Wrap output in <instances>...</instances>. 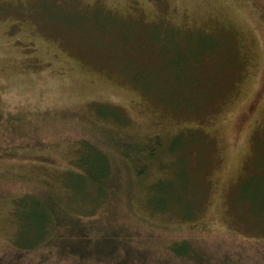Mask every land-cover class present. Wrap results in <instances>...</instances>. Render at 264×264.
<instances>
[{"label": "rangeland", "instance_id": "374dc122", "mask_svg": "<svg viewBox=\"0 0 264 264\" xmlns=\"http://www.w3.org/2000/svg\"><path fill=\"white\" fill-rule=\"evenodd\" d=\"M107 131L134 163L106 151ZM155 136L151 167L140 144ZM109 167L118 192L103 207L147 221L141 239L152 226L155 240L194 234L264 259V227L238 209L264 187V0H0V239L16 236V200L43 187L88 214L77 192L99 195ZM160 188L182 191L193 219L149 211Z\"/></svg>", "mask_w": 264, "mask_h": 264}, {"label": "trees", "instance_id": "16d2710c", "mask_svg": "<svg viewBox=\"0 0 264 264\" xmlns=\"http://www.w3.org/2000/svg\"><path fill=\"white\" fill-rule=\"evenodd\" d=\"M208 48H205V51H208ZM104 133L106 138L107 134L112 138V141H106L112 147L107 148L106 151L110 153V150L115 149L134 163V157L127 153L132 142L123 136L118 145L114 141V138L118 137L108 131ZM155 141H158V136L151 137L147 144L144 143L145 145L140 144L144 160L148 161L149 166H151L150 161H154L151 146L158 144L154 143ZM94 146L92 141L85 139L83 154ZM160 152L158 151V154ZM104 158L106 159L107 156ZM105 161H108L107 165H111L113 169L111 157L108 156ZM77 164V175L84 177L86 172L82 171H86V168L81 157ZM110 167L106 175L92 182L94 183L92 189H100H97L99 195L93 197L90 195L93 194L91 191L87 192L82 187L80 192H77L79 198L76 197L75 192L77 200L74 201H79L80 207L94 205L88 214L78 215L70 212L46 187H43L41 194L26 193L20 196L15 206L16 236L13 239H0L2 240L0 264H264V259H252L240 252L217 255L210 243L202 242L194 234L181 235L168 240H155L151 238L153 235L150 234L154 232L152 231L154 228L150 226L146 230L148 233L144 234V239H141L142 237L138 236L142 232L134 221L143 226L148 224L147 221L130 216H128L130 220L117 221L114 210L106 207L111 205L109 202L114 197V193L118 192ZM136 171L139 173V170H135V174ZM148 173L145 175H149ZM157 179L164 180L162 176ZM146 195H149L148 191ZM240 198L244 201L238 205V209L241 210L243 207L247 213L248 211L252 213L251 217L249 216L250 221H247L248 224L252 223L256 228H263L264 222L261 224L260 221L264 220V187L258 183L253 184ZM166 200H171L174 205L166 203ZM151 205V208L149 206L147 208L149 211L160 212V215H163L164 211L174 212L180 222L191 221L192 214H196L192 205L187 204L183 199L182 191H173V188L155 190ZM262 254L264 252L258 253L264 256ZM249 259L251 263H248Z\"/></svg>", "mask_w": 264, "mask_h": 264}]
</instances>
